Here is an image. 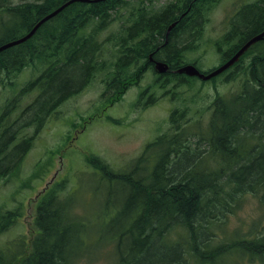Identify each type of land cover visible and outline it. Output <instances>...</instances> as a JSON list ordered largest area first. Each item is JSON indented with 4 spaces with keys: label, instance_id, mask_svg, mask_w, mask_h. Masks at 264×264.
<instances>
[{
    "label": "trees",
    "instance_id": "1",
    "mask_svg": "<svg viewBox=\"0 0 264 264\" xmlns=\"http://www.w3.org/2000/svg\"><path fill=\"white\" fill-rule=\"evenodd\" d=\"M65 1L35 0L9 6L0 0V23L5 22L6 16L11 27L17 29L14 36L0 44L23 36L40 18ZM198 2L201 4L203 0ZM122 3L123 0L72 3L43 23L30 39L0 52V84L2 75H18L25 67L33 72L43 68L27 90L19 93L23 99L31 97L23 107L15 110L7 103L3 105L0 113L2 158L12 160L19 154L22 157L32 145L33 136L22 139L14 136L20 129L35 128L47 121L63 101H68L82 78L91 73L92 77L100 73L107 75L110 78L108 88L116 93L104 103L114 105L140 82L144 75L138 67L140 62L144 58L148 60L149 54L156 58V42L161 39L164 43L163 31L168 24L175 21L173 31L179 30L186 37L200 27V9H191L182 19L167 10L154 14V18L145 14V22L140 18L128 33L126 40L131 38V44L118 45L114 61L104 42H98V30L105 25L108 12ZM251 7L254 11L252 9L247 15L244 14L247 9L243 11L240 21L231 24L225 36V43L236 41L229 53H235L249 34L264 30V4ZM97 20L100 21L97 28L85 35V30ZM233 29L240 31V38L232 39L236 37L231 33ZM144 32V37L138 40ZM172 33L165 43L163 59L174 62L181 56L183 40L179 41ZM249 53L252 57L246 67L248 77L241 91L218 96L212 103L211 117L200 137L206 145L203 151H194L192 156L187 129L178 126L180 130L172 136L161 135L147 143L129 167L113 169L97 156L86 157L93 168L91 178L97 186L95 193L104 198L97 209L98 216L111 212V221L120 224L118 233L107 237L99 232L89 247L86 240L92 239L94 234L84 231L87 229V222L83 220L86 213H76L78 202L69 205L74 190L68 189L67 180H62L38 195L33 232L26 241L22 237L12 242L16 248L8 256L0 252V264H78L91 257L90 248L93 247L98 255L105 243L113 245L114 264H184L188 254L198 264H224L225 260L228 261L225 264H242L244 260L249 264H264L262 215L236 227L227 241L217 245L210 242L211 236H222L219 229L223 221L219 217L232 212V204L244 194H258L264 204V39L253 44L234 66L237 67ZM187 64L197 67L195 63ZM231 72L224 81L230 80ZM185 79L187 86L194 82ZM17 85L13 82L3 88L14 91ZM152 85L159 88L158 78ZM26 121H29L26 127H18ZM172 122L173 111H170L163 129L165 133L175 126ZM75 124L71 125L76 127ZM205 160L215 163L205 166L202 164ZM11 173L10 180L19 178H15L18 171ZM15 183L13 191L17 194L27 188H23L26 181ZM22 208L21 201L16 207L0 208V233L9 228V223L12 226L21 218Z\"/></svg>",
    "mask_w": 264,
    "mask_h": 264
},
{
    "label": "rangeland",
    "instance_id": "2",
    "mask_svg": "<svg viewBox=\"0 0 264 264\" xmlns=\"http://www.w3.org/2000/svg\"><path fill=\"white\" fill-rule=\"evenodd\" d=\"M33 1L35 0H2V3L14 6ZM174 1L180 2L181 0H123L119 7L108 12L105 25L98 30V42H104L106 49L116 61L118 45L129 46L131 44V38L126 40L128 33L143 14L152 17ZM245 2H249L247 6L264 4L263 0H213L209 2L208 9L205 8L202 12L198 29L187 37L179 30L175 32L174 37H178L179 41L183 40L180 46L183 51L178 61L173 63L178 66L195 63L202 72L218 66L236 42L233 40L225 43V36L229 33L231 24L235 23L236 17L243 10L241 8L238 11V6ZM4 18L5 22L0 23L4 25L0 29V42L14 36L17 30L16 27H11V21L6 16ZM98 23H100L99 20L97 23L93 22L85 30V35L89 34L92 29H96ZM134 35L133 31L132 36ZM144 35L141 34L138 40ZM158 41V43L162 42L161 39ZM250 53L233 70L230 69L212 81L192 79L184 75L160 76L153 67L146 64L144 58L138 65L141 75L144 73L138 86L133 85L126 94L124 91L123 99L111 106L110 102H104L116 92L108 88L110 78L107 75L103 76L100 73L92 77L91 73L90 76L82 78L78 83L80 86L72 91L68 101H63L47 121L35 128L20 129L14 136L15 139L33 136L32 145L22 157L19 154L18 157L16 155L12 160H7L0 156V174H3L0 176V208L16 207L20 201L23 206L21 218L12 226L9 223L7 226L9 228L0 233L2 255L6 257L11 251H15L16 244H11L12 242L22 237L24 241L28 240L27 238L34 229V206L38 195L63 179L67 180L68 189L70 186H75L69 205L78 202L75 206L76 213H86L83 220L87 222V229L84 231L94 234L92 239L86 240L89 247L93 245V239L100 235L99 232L107 237L118 233L120 224L116 223V220L111 221L113 219L111 212L98 216L97 209L103 204L104 198H99L95 193L97 186H94L95 182L90 177L92 169L88 173L91 166L86 161V157L97 156L113 169L122 168L134 161L147 143L161 135L172 136L180 130L178 126L187 129L190 154L193 156L194 151H203L206 145L205 142L200 141V137L211 117L209 110L213 108L212 103L218 96L233 94L236 90L237 94L241 91L243 82L248 77L245 73L252 57ZM156 58L162 61L165 58L164 51L160 52ZM42 72L43 68L33 72L31 68L25 67L18 75L15 73L2 75L0 113L5 103L15 110L23 107L31 97L23 99L19 93L27 90L26 87H29L30 83L36 80ZM230 72V80L224 81L225 76ZM157 78L159 88L152 85L153 80ZM185 78L192 79L194 82L187 86ZM13 82L18 84L14 91L3 88L11 86ZM201 83H203L202 87H200ZM170 111H173L172 123L175 126L169 133H165L163 129ZM80 116L83 117V121ZM179 119L182 121L178 122ZM72 122L76 123V127L71 125ZM28 123L29 121L22 122L18 127H26ZM176 123H178L177 126ZM12 149H14V144H12ZM214 163V161L207 162V160L202 162L205 166L214 165ZM13 171H18L15 178H19L15 181L8 178L13 175L11 173ZM3 177L7 178L4 180ZM16 181H26L23 186V188L27 187L26 190L22 189L18 194L13 191ZM12 197L15 200H12ZM18 199L20 201H17ZM232 206H234L232 212L228 214L226 212L225 216L219 217L223 221L219 229V234L222 236H211L212 245L227 241L236 227L242 226L243 223H249L261 215L264 218V204H261L258 194H244ZM172 234L177 235L176 232ZM113 249L112 244L105 243L98 255H95L92 247L90 248L91 257L83 259L78 264H114ZM227 262L225 260L224 264ZM183 263L198 264L189 254L186 259L184 258ZM242 264L249 263L244 260Z\"/></svg>",
    "mask_w": 264,
    "mask_h": 264
},
{
    "label": "flooded vegetation",
    "instance_id": "3",
    "mask_svg": "<svg viewBox=\"0 0 264 264\" xmlns=\"http://www.w3.org/2000/svg\"><path fill=\"white\" fill-rule=\"evenodd\" d=\"M209 2H213V0H208L206 3H204V0H203V2L201 3V4H198L199 2H198V0H182V1H180V2H171V3H169L166 7H164L162 10H160L158 13H160V12H162L163 10H167L168 12H173V14H176V15H178V18L179 19H182L191 9H200V12H201V14H202V12H203V10H205V8H206V4L207 3H209ZM248 3L249 2H245V3H241L239 6H238V8H237V10L238 11H240L241 10V8L243 9L242 10V12L240 13V14H238L239 16H237L236 17V20H235V23L236 22H238V21H240V19H241V14L243 13V11H245L246 9V11L244 12V14L245 15H247L246 13H248L249 11H252V9H253V7H251V6H247L248 5ZM198 4V5H197ZM240 8V9H239ZM237 11V12H238ZM253 11H254V9H253ZM158 13H156V14H158ZM239 13V12H238ZM145 20H146V17H145V14H143V16H142V18H141V22L143 23V22H145ZM178 20V19H177ZM175 22V21H174ZM173 22V23H174ZM172 23V22H171ZM170 23V24H171ZM170 24H168L166 27H165V29H164V31H163V35H164V43H158L159 41H157L156 43H157V46H156V48H155V52L157 53V55L160 53V52H162V51H164V47H165V43L167 42V40L169 39V37L171 36V33L174 35L175 34V31H173V29H174V26L172 27V28H168V26L170 25ZM175 24H176V22H175ZM234 24V23H233ZM231 29V28H230ZM231 33H233L236 37H234V38H232V39H238V38H240L241 37V35H239V33H240V31L237 29L236 31H234V29L233 30H231ZM144 34H146L145 32H144ZM243 35L245 36L246 34H244L243 33ZM242 35V36H243ZM252 35V36H251ZM254 35H256V34H249L248 36H246V37H248L246 40H245V42L244 43H246L250 38H252ZM264 39V38H263ZM262 40V39H261ZM260 40V41H261ZM258 42V41H257ZM256 42V43H257ZM243 43V44H244ZM242 44V45H243ZM255 44V43H254ZM241 45V46H242ZM253 45V44H252ZM252 45L247 49V50H249L251 47H252ZM240 46V47H241ZM246 50V51H247ZM245 51V52H246ZM245 52L239 57V59L245 54ZM234 53H229V52H227V54H225L224 55V57L222 58L223 59V61L218 65V66H220L221 64H223L224 62H226L232 55H233ZM153 56H152V54H151V56H150V54H149V56H148V60H146V64H148L149 65V67H153V69H154V71L156 72V70H155V67H154V61H161V60H157L158 58H152ZM239 59L235 62V63H233L228 69H226L225 71H223V72H221L219 75H222V74H224V73H226V72H228L230 69H234L235 68V64L239 61ZM161 62H164V63H166L167 64V66H168V69H167V71H165L164 73H160V76H165V75H177V69L178 68H180L182 65H179V66H177V65H175L172 61H168L167 59H163ZM145 64V65H146ZM248 65V64H247ZM218 66H215L214 68L212 67V68H210L209 70H207V72H210V71H212L213 69H215L216 67H218ZM234 66V67H233ZM157 73V72H156ZM216 76H218V75H216ZM10 138H11V136H10Z\"/></svg>",
    "mask_w": 264,
    "mask_h": 264
},
{
    "label": "bare ground",
    "instance_id": "4",
    "mask_svg": "<svg viewBox=\"0 0 264 264\" xmlns=\"http://www.w3.org/2000/svg\"><path fill=\"white\" fill-rule=\"evenodd\" d=\"M100 1H103V0H67V1H65L64 3H62L61 5H59L57 8H55L54 10H52L51 12H49L48 14H46V15H44L42 18H40L39 19V21L38 22H36L35 24H34V26L26 33V34H24L23 36H21V37H19V38H17V39H14V40H11V41H8V42H5V43H3V44H0V52H2V51H4V50H6V49H8V48H11V47H13V46H17V45H19V44H21V43H23V42H25V41H27L28 39H30L34 34H35V32L38 30V28L43 24V23H45L46 21H48V20H50L51 18H53L54 16H56L59 12H61L63 9H65L67 6H69L70 4H72V3H75V2H83V3H96V2H100ZM175 25V23H171L169 26H168V28L170 29V28H172L173 26ZM263 33H264V30L262 31ZM262 32H260L259 34H256V35H254L253 37H255V36H258V35H260ZM252 37V38H253ZM264 38V36L261 38V39H263ZM251 39V38H250ZM249 39V40H250ZM260 39V40H261ZM248 40V41H249ZM260 40H258V41H260ZM247 41V42H248ZM246 42V43H247ZM257 42V41H256ZM256 42H254V43H256ZM246 43H244L226 62H224L223 64H221L220 66H218V67H216L215 69H213L212 71H210V72H208V73H203V72H201V70L200 69H198L196 66H194V65H192V64H185V65H182L180 68H178L177 69V74H184V73H180L179 71H180V69L182 68V67H187V66H191V67H193L194 69H196L201 75H203L204 77L205 76H207L208 74H210L211 72H213V71H215L216 69H218L219 67H222L223 65H225L227 62H229L231 59H234L235 61H234V63L239 59V57L252 45H250L249 47H246L245 49H244V47H245V45H246ZM253 43V44H254ZM242 51V52H241ZM250 64V63H249ZM251 64H252V62H251ZM232 65V64H231ZM230 65V66H231ZM229 66V67H230ZM154 67H155V70H156V72L158 73V74H162V73H164L165 71H167V69H168V66H167V64L166 63H164V62H161V61H154ZM229 67H227L226 69H228ZM226 69H224L223 71H225ZM223 71H221V72H223ZM220 72V73H221ZM220 73H218L217 75H219ZM184 75H186V74H184ZM186 76H188V75H186ZM188 77H197V76H188ZM213 77H216V75L215 76H213ZM213 77H211V78H209V79H206V80H210V79H212ZM197 78H199V77H197ZM199 79H201V78H199ZM201 80H204V79H201ZM206 80H204V81H206Z\"/></svg>",
    "mask_w": 264,
    "mask_h": 264
},
{
    "label": "water",
    "instance_id": "5",
    "mask_svg": "<svg viewBox=\"0 0 264 264\" xmlns=\"http://www.w3.org/2000/svg\"><path fill=\"white\" fill-rule=\"evenodd\" d=\"M263 36H264V33L262 32L260 35L251 38V39L246 43L244 49H245L246 47H249V46H250L251 44H253L254 42L260 40ZM241 52H242V51H241ZM234 61H235L234 59H231V60H230L229 62H227L225 65H223L222 67H219L218 69H216L215 71L211 72L210 74H208V75L205 76V77H204L203 75H201L196 69H194V68L191 67V66L182 67V68L180 69L179 72H180V73H184V74H186V75H188V76H197V77H199V78H201V79L206 80V79H209V78H211V77L217 75L218 73H220L221 71H223L224 69H226L227 67H229L231 64L234 63Z\"/></svg>",
    "mask_w": 264,
    "mask_h": 264
}]
</instances>
